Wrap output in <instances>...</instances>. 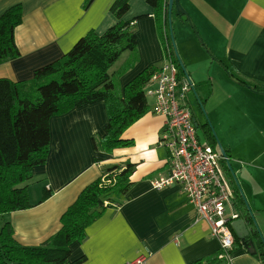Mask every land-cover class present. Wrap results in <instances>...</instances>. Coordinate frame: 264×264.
<instances>
[{"label":"crops","instance_id":"crops-1","mask_svg":"<svg viewBox=\"0 0 264 264\" xmlns=\"http://www.w3.org/2000/svg\"><path fill=\"white\" fill-rule=\"evenodd\" d=\"M83 2L0 0V15L12 5L23 6L22 22L14 32L20 56L0 64V77L14 81L29 79L38 67L61 57L88 31L103 33L116 22L111 11L114 0H90L86 7ZM181 3L190 15L199 16L198 21L208 23L210 39L206 44L221 63L248 84L264 85V0H181ZM208 14L218 20H229L224 36L219 29L214 31ZM124 18H136L137 40L145 63L165 60L153 7L146 0H130ZM182 36L185 46L181 48V59L190 79L194 84L207 82L192 90L197 98L207 99L204 108L221 134V141H226L231 150L234 146L229 144L227 134L239 133L244 143L240 142L238 147L252 152L251 166L263 178L264 93L235 81L206 47L195 41L196 34ZM141 69L126 73L123 87ZM148 101L150 110L123 133L132 144L112 152L96 151L93 146V137L106 133L108 115L103 101L52 116L47 161L33 168V177L26 183L32 206L0 214V228L10 221L20 243L40 245L62 227V214L86 185L110 173L107 170L111 167L118 165L122 169L132 162L136 164L131 175L133 183L123 202L107 206L87 227L86 239L70 245V260L85 256L80 264H126L144 256L146 264H188L219 252L220 239L211 235L209 222L199 217L180 184L163 188L153 184V179L169 173V149L164 139L166 116L154 111L152 97ZM194 117L199 128L205 121L195 113ZM46 190L51 195L43 200ZM250 195L254 216L262 229L264 189L262 192L257 187L251 189ZM101 203L106 205L107 200ZM233 212L238 213L234 200L228 214ZM250 221L249 227L254 225L251 217ZM253 238L257 253H250L243 244L233 246L229 264H264L262 241L256 229Z\"/></svg>","mask_w":264,"mask_h":264},{"label":"trees","instance_id":"trees-1","mask_svg":"<svg viewBox=\"0 0 264 264\" xmlns=\"http://www.w3.org/2000/svg\"><path fill=\"white\" fill-rule=\"evenodd\" d=\"M146 1L154 9L165 58L169 57L175 63L179 77H189L185 66L177 58L167 33L170 25L168 0ZM89 2L90 0H84L83 7ZM129 9L130 0H114L111 11L117 20L113 25L103 33L88 31L61 57L38 67L33 77L20 81L0 77V214L32 206L26 183L33 177V168L47 161L52 116L103 101L108 121L105 135L93 137L95 150L112 152L118 147L132 144L131 139L123 137V133L150 110L145 87L152 75L160 70V66L151 65L145 68L126 83L123 89L118 87L110 73V68L125 51H130L132 58L130 57L119 73L125 72L138 60L136 18H124ZM174 14L178 20L188 22L183 15H177L175 9L172 17ZM22 16L23 6L20 3L10 6L0 15V64L20 56L14 32L16 26L22 22ZM221 64L231 73L225 63ZM231 74L240 82L247 83ZM205 83L207 82H193V88L197 90ZM251 86L264 93V85ZM198 98L203 106L207 99ZM201 126L205 130L208 143L216 146L217 140L209 123H202ZM224 149L229 156L228 150ZM135 165L127 162L122 169L115 165L107 170L110 173L103 178L86 185L62 214V227L40 245L20 243L14 236L11 222L6 221L0 228V264L82 263L85 256L70 260V245L74 241L82 242L86 239L87 227L103 214L107 206H118L123 202L133 183L131 175ZM224 165L234 188L235 207L240 217L244 215L250 220L245 201L227 162ZM116 169H119L116 173L112 172ZM109 179V182H105ZM49 195V190L44 191L42 199ZM104 200H107L106 205L101 203ZM234 234L235 247L242 242L235 232ZM228 255L221 249L214 255L188 264H229Z\"/></svg>","mask_w":264,"mask_h":264},{"label":"built area","instance_id":"built-area-1","mask_svg":"<svg viewBox=\"0 0 264 264\" xmlns=\"http://www.w3.org/2000/svg\"><path fill=\"white\" fill-rule=\"evenodd\" d=\"M192 89L190 77H179L178 68L169 57L145 87L146 96L155 101L154 111L167 119L164 139L169 149V173L153 179V184L156 188H163L179 183L199 217L209 222L211 235L220 239L221 249L228 255L235 243L231 221L239 215L226 212L234 200L224 165L229 157L199 136L198 124L188 100ZM126 264H146V258L139 256Z\"/></svg>","mask_w":264,"mask_h":264},{"label":"rangeland","instance_id":"rangeland-1","mask_svg":"<svg viewBox=\"0 0 264 264\" xmlns=\"http://www.w3.org/2000/svg\"><path fill=\"white\" fill-rule=\"evenodd\" d=\"M190 16H191L192 20L194 21V23L196 25V28L198 29L199 33L203 37V40L206 43H209V39L210 38L207 36V34H208L207 30L210 28V26L208 25V23L207 22L198 21L199 20V16L198 15H195L197 17H193L192 15H190ZM173 17H172V19H173L172 27L169 25V28L167 29V33L169 35L170 43H171V46H172L173 50L175 51V54H176V51L178 53L177 54L178 56L176 55L177 58L181 59V48L183 46H185V44H184L185 43V39L182 38L183 37L182 35H185L186 37H188V36L194 37L195 33H194V30L192 29V27H191L189 22L177 20L176 14H174ZM208 18H210L212 20V22H213V24L215 26L214 31L217 32L218 29H219L220 34H222L224 36L226 34V31L228 30V28L230 26L229 20L227 18H222L221 20H218L217 16L212 18L211 14H208ZM170 27L172 28V30H171ZM136 30H138L137 26H136ZM158 33H159V36H160V32H158ZM160 39H161V37H160ZM196 39L197 40H195V41H197L198 44L199 43L202 44L201 39H199L197 36H196ZM209 47H210V45H209ZM137 52H138V60H137V62H135V64L132 67H130L129 69H127L125 72H122V73L120 72L119 73V71H122L121 69L124 67L126 62L130 59V57L132 58V54H131L130 51L123 52L121 57L110 68V73L114 76L115 81L117 82L118 87H120V89H123V85L124 84H123L122 80L125 78L126 73L127 74L129 73V71L136 70V69H139V68H143L140 71L138 70L139 72L137 71L138 73H140L142 70H144L145 68H147V67H149L151 65L158 66L159 64L164 62V59L160 58V59H158L156 61L145 63V60L142 57V54L140 52V46H139L138 42H137ZM181 61H182V59H181ZM188 100H189V105L192 108L193 112L196 114V116L201 121H202V119L205 122H209L210 121L212 126L210 125V123H209V126H210L213 134L215 135V138H217L221 142L222 146L228 150V154L230 156V163H231V165H232V167H233V169H234V171L236 173V176H237L238 181L240 183V187H241V189H242V191H243V193L245 195L246 201H247V203L249 205V208H250V210H251V212L253 214L254 220H255L256 224L258 225L259 233H260V237H261V241H262L261 249L264 250V228L261 229V227H260V225L258 223L257 217L254 216L255 208H254V203L251 204V199L252 198H251V195H250V190L251 189H256V187H257V190H259L260 192L263 191V189H264V177L262 178V173L259 172V171H258V173H255L256 170L254 168H252V166H251L250 162H251L252 152L248 151V150H245L244 148L241 149V147L240 148L238 147V145H240L239 144L240 142L244 143V141L243 142L241 141L242 138L239 139V136H240L239 133H238V135L227 134V136L230 139L229 144L234 146L230 150V148L227 147L228 143L226 141H224V142L221 141V138H220L221 134L215 128V126H214V124L212 122V119L210 118L209 114L206 113L204 105L202 107L199 104L200 101L198 100V98L195 95L193 90H191L189 92ZM204 131L205 130L200 125V127L198 128V133H199L201 139H203V140L206 139V136L204 135V133H205ZM216 147L219 148L218 143L216 144ZM231 207H232L231 204L229 205V207H227V210H226L227 214L230 211ZM0 219H1V217H0Z\"/></svg>","mask_w":264,"mask_h":264},{"label":"water","instance_id":"water-1","mask_svg":"<svg viewBox=\"0 0 264 264\" xmlns=\"http://www.w3.org/2000/svg\"><path fill=\"white\" fill-rule=\"evenodd\" d=\"M173 9L176 10L177 15H179V16H182L183 15L185 18L188 19V22L190 23L192 29L194 30V33L196 34V36L199 39H201L202 44L206 47V49L208 50V52L211 55V57L214 60H216L219 63H221V61L215 56V54L210 50L209 46L203 40V37L201 36V34L199 33L198 29L196 28V25H195L194 21L192 20L189 12L182 5L181 0H168V15H169L170 26L172 27V13H173ZM177 54L178 53L176 51V55ZM180 61H181V59H180ZM181 63L183 64L182 61H181ZM183 66H184V64H183ZM229 74L238 83H241L242 85L247 86L250 89L256 91L250 84L240 82L235 77H233L231 73H229ZM261 93H263V92H261ZM208 123H210V121ZM210 125H211V123H210ZM216 140H217V143L219 145L220 151L222 152L223 155H226V151H225L224 147L222 146L221 142L217 138H216ZM227 167H228L229 171L231 172L235 183L239 187L240 193H241V195H242V197H243V199H244V201L246 203L247 209L249 211V215H250V217L252 219V222L254 223V225H252V226L249 227L247 221L250 222V223H251V221L248 220V219H246L245 217H240V215H238L237 218H235V219H233L231 221V227L233 228V230L236 233V235L240 238V240H241L242 244L244 245V247H246V249H248V251L250 253H253L254 254V253H257V246H256V242H255V240L253 238V233L255 232V229H256V232L260 236L259 228H258V225L256 224V222L254 220L253 214H252V212H251V210L249 208V205H248V203L246 201L245 195H244V193H243V191H242V189L240 187V183L238 181V178L236 176V173H235V171H234V169H233V167H232V165H231V163H230L229 160L227 161Z\"/></svg>","mask_w":264,"mask_h":264},{"label":"flooded vegetation","instance_id":"flooded-vegetation-1","mask_svg":"<svg viewBox=\"0 0 264 264\" xmlns=\"http://www.w3.org/2000/svg\"><path fill=\"white\" fill-rule=\"evenodd\" d=\"M199 104H200V102H199ZM201 105V104H200ZM203 107V106H202ZM193 114H194V112H193ZM205 123V122H204ZM202 124V123H201ZM200 126V125H199ZM226 156H228L227 155V153H226ZM229 157V161H230V156H228ZM229 177V176H228ZM229 180H230V178H229ZM230 183H231V180H230ZM231 185H232V183H231ZM232 188H233V185H232ZM233 191H234V188H233Z\"/></svg>","mask_w":264,"mask_h":264},{"label":"clouds","instance_id":"clouds-1","mask_svg":"<svg viewBox=\"0 0 264 264\" xmlns=\"http://www.w3.org/2000/svg\"><path fill=\"white\" fill-rule=\"evenodd\" d=\"M197 122V121H196Z\"/></svg>","mask_w":264,"mask_h":264}]
</instances>
